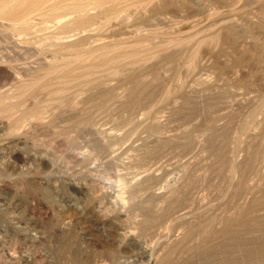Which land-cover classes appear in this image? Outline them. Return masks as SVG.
Wrapping results in <instances>:
<instances>
[{
  "label": "rangeland",
  "instance_id": "rangeland-1",
  "mask_svg": "<svg viewBox=\"0 0 264 264\" xmlns=\"http://www.w3.org/2000/svg\"><path fill=\"white\" fill-rule=\"evenodd\" d=\"M50 2L54 0H49V5L44 3L39 10H46ZM162 2L151 6L153 10L150 7L144 16L133 17L135 21L128 24H112L100 33L87 30L78 36L86 38L82 46L91 45L94 39L114 41L136 35L150 36L154 45L175 37L187 42L148 63L150 70L145 66L131 79L121 76L109 79L106 85L96 87L95 92H87L90 97L86 91L79 96L73 88L74 91L67 92L71 96L62 98L65 104L60 98L54 99L57 103L50 101L40 85L2 106L7 112L2 109L0 112V264H88L89 260V264H158L169 243L177 244L186 233L193 234L187 242L191 249L172 253L173 264H229L227 253L236 254L235 264H264L258 262L264 252V234L259 232L248 238L240 236V241L232 243L231 248L216 249L215 257L212 254L202 260L196 254L201 242L202 245L212 242L225 232L223 227H229V231L238 229L231 227H238L237 221L239 224L252 215L247 209L254 198L264 200V7H261L264 3H259L261 0ZM35 12L29 15L33 23L29 35L20 36L15 23L0 19V97L12 94L20 80L34 78L51 59L43 37L58 27L47 23L50 28H43V20ZM65 17L61 20L70 15ZM232 30L236 38L228 37ZM216 32L217 43L206 42ZM70 34L76 31L60 35ZM69 38L72 42L77 40L76 36ZM199 40L205 42L198 48L194 66L187 71L185 64ZM129 91H135V95L142 91L141 100L133 106L131 100L132 107L126 109L119 96L128 97ZM112 96H116L115 100ZM100 103L106 108H100ZM39 105L43 111L45 108L46 116L41 123L29 117L21 127L12 130L15 118L27 117ZM8 107L14 119H8ZM89 117L93 120L91 125L85 123ZM217 148H224L223 160H217ZM253 155H256L253 159L258 156L260 159L254 162ZM246 161H253L255 175L249 172L251 175H246L248 179L244 178L242 183L239 170L248 164ZM147 198L153 203L148 204ZM144 205L146 208L142 209ZM182 211L185 219L179 216ZM255 211L257 216H264L261 207ZM194 213H207L214 228L204 232L198 220L200 214ZM238 245H247L251 254L241 256Z\"/></svg>",
  "mask_w": 264,
  "mask_h": 264
},
{
  "label": "bare ground",
  "instance_id": "bare-ground-1",
  "mask_svg": "<svg viewBox=\"0 0 264 264\" xmlns=\"http://www.w3.org/2000/svg\"><path fill=\"white\" fill-rule=\"evenodd\" d=\"M164 0H54V2H50L51 5L50 7L48 6H45L47 7V9L45 10H39L44 3L47 2V5H49V0H0V19L3 21L4 19L8 20V21H12L13 23H15L14 25H16V30L19 32L20 36L21 34H27L29 35L30 32L32 31L31 29L33 28V23L31 21V18L29 17L30 13L32 15V12L34 13V11H37L35 13H37V17L39 16L40 18H42L43 22L42 24L44 23L43 25V28H48L49 26H47V23H52L53 26H56L58 27L56 30H54L55 32L52 33V34H49V35H45L43 38L45 39L46 41V48L49 50L50 54H51V59L49 60L48 63H46V67H44V69L42 70H39V72H37L36 74H34V78L31 77V79L29 78L26 79V80H20L19 82V87H15L16 89H14L15 91L11 94H8V95H3L2 97H0V112L2 113V106H4V104H6V102H8L9 99H12V98H18L19 96L20 97H23L24 95H26V92L27 91H30L31 89H33V87H36V86H40L42 85L40 88V90L46 92V94L48 95V99L51 101V100H54V99H57V98H60L62 103L65 104L63 101V99H65L67 97V94L69 95L70 93V90L72 89L74 91L75 89V92L79 95V93H82V92H85L86 91V94H88L89 92H92L94 91V89L96 87H98L99 85L101 86L102 84H105L106 81H108L109 79H112V78H119L120 76L121 77H126V79H131L133 78L135 72H139V70H142L145 69V66H146V69L148 68L147 64L150 63V62H153L154 60H156L158 57H162L165 55V53L168 51H170L169 49L178 46L180 44H183L184 42L186 41H181L179 39H176L173 38V39H168V40H164L162 41L163 44H160V45H154L151 43V39L149 38L150 36H145V37H137L136 35V38L135 37H124V38H120L118 40H114V41H102V39L99 41H96L94 39L93 43H91V45L89 44H86V46H82V42L86 40V38L84 37H78L80 36V33H82L83 31H86L88 30V32L92 31V33H100L99 31H104L105 29H109L112 24H115V25H123L125 23L128 24V22H130L131 20H134L135 18L138 17H141L140 14H143L145 12L148 11V9L154 5H157V3L159 4H162ZM256 1V0H255ZM260 1V0H259ZM167 2V1H166ZM264 3V0L259 3ZM195 3V2H194ZM255 3V2H254ZM196 4V3H195ZM199 4V3H198ZM45 5V4H44ZM186 5V4H185ZM201 5V4H200ZM159 6V5H158ZM174 6V5H173ZM187 6V5H186ZM208 6V5H207ZM230 6V5H229ZM160 7V6H159ZM196 7V6H195ZM228 7V6H227ZM261 7H264V5H262ZM44 8V6L42 7V9ZM49 8V9H48ZM198 8V7H197ZM242 8V7H241ZM152 9V7H151ZM262 9V8H261ZM153 10V9H152ZM61 12H64L65 14H61ZM92 12V13H90ZM60 13L61 15L57 16V14ZM67 15H70L69 18H67L66 20H61L62 17H64V19L66 18L65 16ZM137 15V16H136ZM28 16V17H27ZM34 16V15H33ZM144 16V14H143ZM36 17V16H35ZM34 17V18H35ZM133 17H135L133 19ZM46 18H49V19H46ZM224 18V17H223ZM229 20V19H228ZM57 21V22H56ZM135 21V20H134ZM136 21H138V19H136ZM56 22V23H55ZM226 22H223L222 24H224ZM228 23V21H227ZM117 25V26H118ZM15 27V26H14ZM35 27V26H34ZM39 27V26H38ZM91 27H94V28H91ZM116 27V26H115ZM123 27V26H122ZM216 27V26H215ZM43 28L42 30L40 31H43ZM50 28V27H49ZM129 28V26L127 27V29ZM223 28V27H222ZM10 29V28H9ZM93 29V30H92ZM212 29V28H211ZM133 30V29H132ZM6 31V30H5ZM76 31V34H70V36H63L61 37L60 34L62 33H66V32H75ZM109 31V30H108ZM114 31V30H113ZM222 31V30H220ZM7 32V31H6ZM17 32V33H18ZM228 32V31H227ZM37 33V32H36ZM41 33V32H40ZM223 33V32H222ZM84 34V33H83ZM122 34L123 31H122ZM217 35L215 36H212L210 37V40H208L207 38V41L206 42H209V43H214L216 44L217 41L219 40V34L216 32ZM227 34V33H226ZM23 35V36H25ZM60 35V36H58ZM68 35V34H67ZM100 35V34H99ZM214 35V34H213ZM234 35V31H229L228 32V37L229 36H233ZM237 35V34H236ZM236 35L235 38H236ZM72 36H76L77 40L76 42H72V40H70L69 37H72ZM36 37V36H35ZM248 37V35L246 36ZM41 38V37H40ZM117 38V37H116ZM97 39V37H96ZM107 39V38H106ZM109 39V38H108ZM112 39V38H111ZM114 39V38H113ZM146 39V40H145ZM27 40V39H26ZM151 40V41H150ZM205 40V39H204ZM224 40V39H223ZM30 41V39H29ZM41 41H44V40H41ZM31 42V41H30ZM205 41H201L199 40V43L197 44L196 48L194 47L193 49H195L193 52H190L192 53V56L188 59L187 63L185 64L187 67H185L187 69V71H189L190 69H192V67L194 66V63H195V59H196V55L198 54V48L201 44H203ZM187 43V42H186ZM190 43V42H189ZM20 44V43H19ZM35 44V43H34ZM30 45V44H29ZM207 45V44H206ZM210 45V44H209ZM216 46V45H214ZM210 47V46H209ZM188 48V47H187ZM46 49V50H47ZM186 49V48H185ZM40 50V49H39ZM47 50V51H48ZM178 50V49H177ZM184 51V50H183ZM171 55V54H169ZM17 58V57H16ZM43 59V58H42ZM159 59V58H158ZM166 60V59H165ZM183 60V59H182ZM200 60V59H199ZM7 61V60H6ZM158 61V60H157ZM156 61V62H157ZM155 62V61H154ZM153 66V65H152ZM184 68V69H185ZM189 69V70H188ZM244 69V68H243ZM148 70H150L148 68ZM242 70V69H241ZM246 71V70H245ZM238 72V71H237ZM9 73V72H8ZM140 74V73H139ZM32 75V74H31ZM136 75V74H135ZM155 76V73L153 74ZM158 75V73H157ZM161 75V74H160ZM30 76V75H29ZM149 78V77H148ZM17 79V78H16ZM144 79V78H143ZM125 80V79H124ZM123 80V81H124ZM151 80V79H150ZM139 81V79H138ZM145 80H143V83H144ZM154 81V80H153ZM125 82V81H124ZM157 82V80H156ZM14 83V82H13ZM119 83V82H118ZM134 83V81L132 82ZM149 83V82H148ZM147 83V84H148ZM108 84V83H107ZM117 84V83H116ZM138 85H140L139 83H136ZM106 85V84H105ZM153 85V84H152ZM179 85V84H178ZM115 86V84L113 85ZM133 86V85H132ZM134 86H137L135 85L134 83ZM133 86V87H134ZM150 86V85H149ZM107 87V86H106ZM132 87V88H133ZM144 87V86H143ZM147 88V86H145ZM74 88V89H73ZM131 88V89H132ZM145 88V89H146ZM174 88V87H173ZM176 88V87H175ZM182 88V87H181ZM103 89V88H102ZM120 89V88H119ZM130 89V90H131ZM134 89V88H133ZM132 89V90H133ZM136 89V88H135ZM152 89V88H151ZM167 89V88H166ZM105 90V89H103ZM10 91V90H8ZM13 91V90H12ZM100 91V90H99ZM102 91V90H101ZM100 91V92H101ZM140 91V90H139ZM145 91V90H144ZM143 91V92H144ZM180 91V90H179ZM11 92V91H10ZM69 92V93H67ZM88 92V93H87ZM95 92V91H94ZM98 92V91H97ZM106 92H108L106 90ZM105 92V93H106ZM123 92V91H122ZM125 92V91H124ZM129 92H132V91H129ZM128 92V97L127 95H123V97L119 96L120 99H122V103L123 105L122 106H125L126 109L129 107H132L134 105V102L135 104L138 103L136 101H139L141 99H139V95L142 93V91L140 92L139 95H135L134 93H136L135 91L132 92V94H130ZM181 92V91H180ZM7 93V92H6ZM41 93V92H40ZM118 93V92H117ZM154 93V92H153ZM165 93V92H164ZM177 93V92H176ZM72 94V93H71ZM76 94V95H77ZM85 94V93H84ZM124 94V93H123ZM127 94V93H126ZM73 95V94H72ZM75 95V94H74ZM77 95V96H78ZM92 95V94H91ZM133 95V96H131ZM150 95V94H149ZM167 96V94H165ZM66 96V97H65ZM71 96V95H69ZM68 96V97H69ZM80 96V95H79ZM89 96V94H88ZM107 96V95H105ZM147 96V95H146ZM164 96V95H163ZM181 96V95H180ZM40 97V96H39ZM83 97V96H82ZM85 97V96H84ZM90 97V96H89ZM88 97V98H89ZM95 97V96H94ZM108 97V96H107ZM118 97V96H117ZM142 96H140L141 98ZM37 98V97H36ZM63 98V99H62ZM105 98V97H104ZM103 98V99H104ZM112 98H114L112 96ZM116 98V96H115ZM114 98V100H115ZM147 98V97H146ZM166 98V97H165ZM180 98V97H179ZM19 99H22V98H19ZM35 99V98H33ZM60 99H58V103L61 102ZM68 99V98H67ZM67 99H66V102H67ZM77 99V98H76ZM75 99V100H76ZM86 99V98H85ZM101 99V97H100ZM162 99V98H161ZM69 100V99H68ZM74 100V101H75ZM130 100V101H129ZM132 100V103L133 104H129V102H131ZM48 101V100H47ZM46 101V102H47ZM55 101V102H54ZM53 102L54 103H57L56 100H54ZM84 101V100H82ZM86 101V100H85ZM95 101V100H94ZM97 101H100L97 99ZM110 101V100H109ZM112 101V100H111ZM110 101V103H111ZM36 102V101H35ZM69 102V101H68ZM93 102V101H92ZM91 102V103H92ZM106 102V101H105ZM104 102V104H105ZM71 103V102H69ZM102 103V102H101ZM101 103L99 105V107L101 108ZM140 103V102H139ZM138 103V105H139ZM43 104V103H41ZM76 104V103H75ZM83 104V103H82ZM90 104V103H88ZM103 104V105H104ZM179 104V103H178ZM8 105V104H7ZM24 105V104H23ZM59 105V104H58ZM71 105V104H70ZM69 105V106H70ZM73 105V103H72ZM78 105V104H77ZM76 105V106H77ZM81 105V104H80ZM91 105V104H90ZM89 105V106H90ZM147 105V104H146ZM152 105V104H151ZM150 105V106H151ZM156 105V104H155ZM40 106V105H39ZM62 106V104H61ZM68 106V107H69ZM75 106V107H76ZM88 106V105H87ZM86 106V107H87ZM106 106V105H105ZM105 106H102V107H105ZM109 106V105H108ZM144 106V105H143ZM19 107V106H18ZM46 107V106H45ZM60 107V105H59ZM74 107V108H75ZM114 107V106H113ZM9 108L8 107V113H9V116H8V119H14V114H13V117H12V112L10 113L9 111ZM63 108V107H62ZM90 107H88L89 109ZM99 108V109H100ZM106 108V107H105ZM118 108V107H117ZM150 108V107H149ZM153 108V106L151 107V109ZM2 109V110H1ZM7 109V108H6ZM25 109V108H24ZM71 109V108H70ZM78 109V108H77ZM86 111L84 113L87 112V108H85ZM92 108H90L89 110H91ZM97 109V110H99ZM111 109V108H110ZM119 109V108H118ZM122 109V108H121ZM124 109V108H123ZM138 109V108H137ZM12 110V109H11ZM75 110V109H74ZM93 110V109H92ZM109 110V109H108ZM120 110V109H119ZM129 110V109H128ZM146 110V109H145ZM182 110V109H181ZM4 112H7L6 110H3ZM48 111V110H46ZM71 111V110H70ZM84 111V110H83ZM125 111V110H124ZM137 111V110H136ZM148 111V110H147ZM45 112V108H44V111H43V107L40 106L39 108L36 107L35 110H33L31 113L32 114H29L27 115V117H22V119H17L15 118V122L12 124V130H17V128L21 127L20 125L27 119L32 118L34 121L36 122H40L41 120H43V116H45L44 113ZM50 112V111H49ZM54 112V111H53ZM81 112V111H80ZM92 111H90L91 113ZM94 112V111H93ZM92 112V113H93ZM123 112V111H122ZM48 113V112H47ZM66 113V112H65ZM128 113V112H127ZM6 114V113H5ZM4 114V116H6ZM25 114V113H24ZM64 114V113H63ZM89 114V113H88ZM87 114V115H88ZM94 114V113H93ZM149 114V112H148ZM3 115V114H2ZM26 115V114H25ZM49 115V114H48ZM144 115V114H143ZM146 115V114H145ZM153 115V114H152ZM1 116V115H0ZM91 116V115H90ZM46 117V116H45ZM51 117V116H50ZM4 118V117H3ZM7 118V117H6ZM48 118V117H47ZM91 117L87 118L85 123L87 125H91L93 124L91 119ZM144 118V117H143ZM10 119V120H11ZM46 119V118H45ZM81 119V118H80ZM85 119V118H84ZM32 120V122H33ZM148 120V118H147ZM1 121V120H0ZM4 121V120H3ZM45 122V121H44ZM29 123V122H28ZM41 123V122H40ZM43 123V121H42ZM81 123V122H80ZM158 123V122H157ZM5 124V123H4ZM76 124V123H75ZM85 124V125H86ZM151 124V123H150ZM49 125V124H48ZM78 125V124H77ZM82 125V124H81ZM80 125V126H81ZM154 125V124H153ZM39 126V125H38ZM3 127V126H2ZM11 128V126L9 127V129ZM247 128V127H246ZM150 129V127L148 128ZM104 130V129H103ZM134 130V129H133ZM24 131V130H23ZM12 132V131H11ZM130 132V131H129ZM132 132V131H131ZM13 133V132H12ZM128 133V132H127ZM64 135V134H63ZM66 135V134H65ZM109 135V133H108ZM125 135V134H124ZM123 135V136H124ZM224 134H222L223 136ZM59 136V134H58ZM65 137V136H64ZM126 138V137H125ZM78 139V138H77ZM119 139V138H118ZM74 140V139H73ZM82 140V139H81ZM209 140V139H208ZM76 141V140H75ZM108 141V140H107ZM153 141V140H152ZM168 141V140H167ZM92 142V141H91ZM90 142V143H91ZM107 143V142H106ZM215 143V142H214ZM155 144V143H154ZM73 145V144H72ZM76 145V144H75ZM111 145V144H110ZM114 145V144H113ZM221 146L222 145V142L220 144ZM219 145V146H220ZM220 146V147H221ZM216 147V146H215ZM225 147V146H224ZM81 148V147H80ZM6 149V148H5ZM224 149V148H223ZM222 148H217V150L215 151L216 153V157H217V160H223V158L225 157L224 156V150ZM50 150V149H49ZM224 152V153H223ZM70 153V152H69ZM79 153V152H78ZM214 153V154H215ZM92 155V154H91ZM90 155V156H91ZM71 156V155H70ZM215 156V155H214ZM254 156V155H253ZM256 156V155H255ZM252 157L253 158H255ZM258 156V155H257ZM259 159H260V156H258ZM257 157V158H258ZM96 158V157H95ZM228 158V157H227ZM256 158V159H257ZM251 159V160H252ZM256 159H253V161L255 162ZM90 160V159H89ZM250 160V159H248ZM247 160V161H248ZM258 160V159H257ZM224 161H226L224 159ZM223 161V162H224ZM246 161V162H247ZM253 161H249V163L247 165H245L244 163V166L243 168H241L239 171H241V181L242 183H244V178L245 179H248L246 178L245 176L249 175V172H253V174L255 175L254 173V167H253ZM84 162V161H83ZM220 163H223L221 161H219ZM218 162V164H220ZM257 163V162H256ZM255 164V163H254ZM222 165V164H221ZM227 165V164H226ZM255 166V165H254ZM167 168V167H166ZM239 168V167H238ZM253 169V170H252ZM252 170V171H251ZM257 171V170H256ZM234 172V171H233ZM146 175V174H145ZM240 175V174H239ZM251 175V173H250ZM249 175V176H250ZM254 178V177H253ZM154 181V180H153ZM143 183V182H142ZM141 183V184H142ZM124 184V183H123ZM136 184V183H135ZM239 184V183H238ZM237 184V185H238ZM139 185V184H138ZM145 185V184H143ZM235 185V184H234ZM141 186V185H140ZM147 188H148V185H146ZM151 186V185H150ZM243 186V184H242ZM251 186V185H250ZM142 187V186H141ZM83 188V187H82ZM134 188V187H133ZM132 188V189H133ZM137 188V187H136ZM145 188V186H144ZM143 188V189H144ZM140 190H142V188L139 187ZM138 189V190H139ZM162 189V188H161ZM96 190V189H95ZM144 190H147V189H144ZM143 190V191H144ZM149 190V188H148ZM175 190V189H174ZM128 191V190H127ZM135 191V189H134ZM238 191V189L236 190ZM242 191V188L241 190H239V192ZM246 191V190H244ZM131 192V190H130ZM136 193V192H135ZM134 193V196H136ZM239 194V193H238ZM233 195V194H232ZM240 195V194H239ZM98 196V195H97ZM114 196V195H113ZM118 196V195H117ZM130 196V195H129ZM175 196V195H174ZM180 196V195H178ZM234 196V195H233ZM258 196V195H257ZM263 196V195H262ZM119 197V196H118ZM143 197V196H142ZM145 197V196H144ZM152 197V196H151ZM231 197V196H230ZM243 197V196H242ZM246 197V196H245ZM264 197V196H263ZM262 197V198H263ZM95 198V196H94ZM93 198V199H94ZM97 198V197H96ZM101 197H99L100 199ZM116 198V197H115ZM121 198V197H120ZM134 198V197H133ZM178 198V197H177ZM176 198V200H177ZM235 198V197H234ZM104 199V198H103ZM137 199V197H136ZM144 199V198H143ZM216 199V198H215ZM255 199V200H254ZM252 200H254L251 204V206H249V208L247 210H250L252 215L247 218H243V221L242 222H239L238 224V221H237V225H234V227H231V229L233 228H238V229H233V231H229V227H226L223 229H225V232H222L220 234L219 237H216L214 239H212V242L210 243H206V244H203L202 245V242H201V246L199 247L198 249V253L197 254V259L199 258L198 256H201L203 258H201L202 260L204 258H208L210 257V255L212 256V254L216 251V249L218 248H226L228 246L233 247L232 246V243L234 244V242H238V240L240 239V236L244 237V236H250V235H254L255 233H260L261 235L264 234V216L261 217L260 216H257L253 211H255L256 209H258L259 207H261L264 211V200L263 202H261V198L258 200V198H254ZM131 200V198H130ZM181 200V198H180ZM91 201H93L91 199ZM96 201V200H95ZM146 201V200H144ZM151 202V199L148 200L147 198V202L148 204ZM138 202V201H137ZM180 203V201H178ZM130 202H128L129 204ZM139 203V202H138ZM136 203V205L138 204ZM141 203V202H140ZM153 203V202H152ZM150 203V204H152ZM177 203V202H175ZM187 203V202H186ZM229 203V202H228ZM93 204V203H92ZM91 204V206H92ZM104 204V203H103ZM133 204V203H132ZM204 204V203H203ZM240 204V203H239ZM96 205V204H95ZM99 205V204H98ZM97 205V206H98ZM118 205V204H117ZM139 205V204H138ZM167 205V204H166ZM171 205V204H169ZM180 205V204H179ZM182 205V204H181ZM192 205V204H191ZM107 206V205H106ZM135 206V205H134ZM141 206V205H140ZM139 206V207H140ZM145 206V205H144ZM157 206V205H155ZM159 206V205H158ZM173 206V205H172ZM171 206V207H172ZM183 206V205H182ZM241 207V204L239 205ZM244 206V205H243ZM243 206L241 208H243ZM102 207V206H101ZM122 207V206H121ZM133 207V205H132ZM149 207H154L153 205H149ZM162 207V206H161ZM173 207H176V206H173ZM178 207V206H177ZM117 208V207H116ZM120 208V207H119ZM130 208V207H128ZM146 206L142 209H145ZM164 208H167V206H165ZM181 209V207H178ZM199 208V207H198ZM98 209V208H97ZM127 209V208H126ZM133 209V208H132ZM141 209V208H140ZM162 209V208H161ZM182 209H186L184 207H182ZM203 209V208H202ZM213 209V208H212ZM244 209V208H243ZM107 210V209H106ZM117 210V209H116ZM128 210V209H127ZM138 210V209H137ZM172 210V209H171ZM170 210V212H171ZM177 210V209H176ZM139 211V210H138ZM156 211V210H155ZM169 211V210H168ZM179 211V210H178ZM189 211V210H188ZM191 213H192V209L190 210ZM189 211V212H190ZM241 212H243L242 209H240ZM239 210L237 212H240ZM262 211V210H261ZM126 212V211H124ZM146 212V210H145ZM181 212V211H180ZM184 211H182L181 214H179V216H181L183 219H185L184 217L186 216L185 213H183ZM223 212V211H222ZM236 212V211H234ZM236 212V213H237ZM256 212V211H255ZM140 213V212H139ZM148 213V211L146 212ZM150 213H151V210H150ZM154 213V212H153ZM156 213H158L156 211ZM163 213V212H162ZM166 213V212H165ZM197 213V212H195ZM194 213V214H195ZM212 213V212H211ZM218 213V212H217ZM235 213V214H236ZM244 213V212H243ZM245 213H246V209H245ZM248 213V212H247ZM246 213V214H247ZM258 213V212H257ZM104 214V213H103ZM127 214V213H126ZM164 214V213H163ZM162 214V215H163ZM167 214V213H166ZM171 214V213H170ZM177 214V213H176ZM177 214V215H178ZM189 214V213H188ZM193 214V213H192ZM200 214V218H198V220H200V223L202 222V227H203V231L204 232H207L209 233L213 227V220H211L209 217L210 216H207L208 214L205 213L204 214H201V213H198ZM198 214H195V215H198ZM210 214V212H209ZM240 214V213H239ZM264 214V213H263ZM106 215V214H105ZM108 215V214H107ZM111 215V214H110ZM123 215V214H121ZM120 215V216H121ZM135 215V214H134ZM212 215V214H210ZM233 215V214H232ZM242 215V214H241ZM244 215V214H243ZM103 216V215H102ZM146 216V214H145ZM149 216V215H148ZM157 217H159L158 215H156ZM192 217H194L193 215H191ZM214 216V215H213ZM231 216V215H230ZM240 218V215H236ZM235 216V217H236ZM105 217V216H104ZM151 217V216H150ZM168 217V216H167ZM171 217V215H170ZM189 217V216H188ZM233 217V216H232ZM235 217H233V219H235ZM243 217V216H242ZM114 218V217H113ZM149 218V217H148ZM156 218V217H155ZM163 218V217H162ZM175 219V217H173ZM226 218V217H225ZM101 219V217H100ZM103 219V218H102ZM160 218H158L159 220ZM230 219V218H229ZM228 219V220H229ZM231 220L232 223H234L233 221L234 220ZM238 219V218H236ZM112 220V218H111ZM119 220V219H118ZM152 220V219H151ZM157 220V221H158ZM216 220V219H215ZM227 220V219H226ZM227 220V221H228ZM239 220V219H238ZM104 221V220H103ZM122 221V219H121ZM127 221V220H126ZM142 221V220H141ZM140 221V222H141ZM145 221V220H144ZM143 221V222H144ZM171 221V220H170ZM181 221V220H180ZM220 221V220H219ZM240 221V220H239ZM108 222V221H107ZM124 222V221H123ZM136 222V221H135ZM139 222V221H138ZM137 222V223H138ZM148 222V221H146ZM156 222V221H155ZM178 222V221H177ZM182 222V221H181ZM222 222V221H220ZM226 222V221H225ZM230 222V223H231ZM125 223V222H124ZM128 223V221H127ZM167 223V222H166ZM174 223V222H173ZM216 223V222H215ZM224 223V222H223ZM222 223V224H223ZM231 223V224H232ZM110 224V223H109ZM144 224V223H143ZM151 224V223H150ZM155 224V223H154ZM175 224V223H174ZM217 224V223H216ZM228 224V223H227ZM236 224V222H235ZM122 225V224H121ZM126 225V224H124ZM160 225V224H159ZM183 225V223H182ZM188 225V224H187ZM185 224V228H187V226ZM218 225V224H217ZM225 225V223H224ZM230 225V224H229ZM141 226V225H139ZM139 226H136V227H139ZM144 226V225H143ZM146 226V225H145ZM223 226V225H222ZM123 227V226H122ZM177 227V226H176ZM189 227H193L191 225H189ZM120 228V227H119ZM125 228V227H124ZM123 228V229H124ZM134 228V227H133ZM144 228V227H143ZM148 228V227H147ZM167 228V227H166ZM222 228V227H221ZM140 229H142L140 227ZM156 229V228H155ZM193 229V228H191ZM221 229V231L223 230ZM226 229H228V231H226ZM118 230V229H117ZM130 230V228H129ZM178 230V229H177ZM202 230V229H201ZM123 231V230H122ZM125 231V230H124ZM218 231V230H217ZM216 231V232H217ZM220 231V229H219ZM218 231V232H219ZM224 231V230H223ZM128 232V230H127ZM135 232V231H134ZM123 233V232H122ZM159 233V232H158ZM220 233V232H219ZM258 233V234H259ZM140 234V233H139ZM206 234V233H205ZM217 234V233H216ZM125 235V234H124ZM135 235V234H134ZM182 235V234H181ZM193 235V234H192ZM190 235V236H192ZM200 236H202L201 234H199ZM210 235V234H209ZM208 235V236H209ZM180 236V235H179ZM190 236L188 233L186 234H183L182 237H180L178 240H180L177 244H172L170 245L169 243V247H168V250H166V254H162L161 255V259L159 258V263L158 264H169L171 263L172 261L170 260L171 259V254L172 253H176L177 250L181 249L183 252L186 251V250H189L191 248L187 247V242L188 240L190 239ZM36 237V236H35ZM153 237V236H152ZM252 237V236H251ZM250 237V238H251ZM257 237V236H256ZM211 238V237H210ZM138 239V238H137ZM196 239V238H195ZM201 239V238H200ZM198 239V240H200ZM255 239V238H253ZM252 239V240H253ZM4 240V239H3ZM204 240V239H203ZM202 240V241H203ZM256 240V239H255ZM143 241V240H142ZM240 241V240H239ZM260 241V240H258ZM193 243V241H191ZM190 242V244H192ZM195 242V241H194ZM197 242V241H196ZM251 242V241H250ZM264 242V241H263ZM176 243V242H175ZM189 243V242H188ZM245 243V241H244ZM195 245H197L196 243H193ZM200 244V243H199ZM194 245V246H195ZM252 245V243L250 244ZM263 245V244H262ZM189 246V245H188ZM239 248H240V251H239V254L242 250V253L240 254L241 256L244 255V257H247V255L251 254L249 253L250 251L248 249H250L247 245H238ZM247 246V247H246ZM167 247V245H166ZM192 247V246H191ZM261 247V245H260ZM66 249V247H65ZM167 249V248H166ZM233 249V248H232ZM64 250V249H63ZM264 250V249H263ZM225 251V249H224ZM69 252V251H68ZM108 252V251H107ZM162 252V251H161ZM164 252V251H163ZM188 252V251H187ZM192 252V250H191ZM221 252V251H220ZM226 252H228V248L226 249ZM253 252V251H252ZM256 251H254L255 253ZM116 253V252H115ZM160 253V252H159ZM219 253V252H218ZM236 253V252H235ZM238 253V252H237ZM34 254V253H33ZM68 256H69V253H67ZM107 254V253H106ZM190 254V253H189ZM188 254V255H189ZM195 254V253H194ZM193 254V255H194ZM238 254V255H239ZM32 255V254H31ZM187 255V253H186ZM222 255V253H221ZM239 255V256H240ZM101 256V255H100ZM107 256L109 257V254H107ZM178 256V255H177ZM191 256V255H190ZM214 256V254H213ZM226 256H228L226 259H228L229 261V264H235V260H236V254H226ZM253 256V255H252ZM67 257V256H66ZM73 257V256H72ZM76 257V256H75ZM74 257V258H75ZM96 257V254L95 256ZM158 257V256H157ZM179 257V256H178ZM188 257V256H187ZM215 257V256H214ZM218 257V256H217ZM243 257V258H244ZM100 258V257H99ZM98 258V259H99ZM190 258V257H189ZM213 258V257H212ZM261 258V259H260ZM258 258L259 261L258 262H262L264 263V252H261V257ZM82 259V258H81ZM183 259V258H182ZM195 259V258H194ZM200 259V258H199ZM215 259V258H213ZM78 260V259H77ZM188 260V259H187ZM63 261V260H62ZM158 261V260H157ZM207 261V260H205ZM255 261V260H254ZM93 263V261H91ZM98 262V261H97ZM202 262V261H201ZM248 262V261H247ZM257 262V260L255 261ZM86 263V262H85ZM84 263V264H85ZM87 263L89 264L90 263V260L87 261ZM109 263V262H108ZM81 264V263H80ZM173 264V262L171 263Z\"/></svg>",
  "mask_w": 264,
  "mask_h": 264
}]
</instances>
